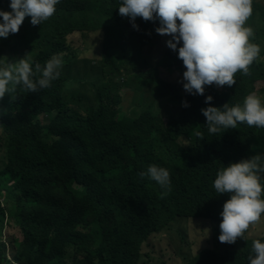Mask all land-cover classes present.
<instances>
[{
    "label": "trees",
    "instance_id": "16d2710c",
    "mask_svg": "<svg viewBox=\"0 0 264 264\" xmlns=\"http://www.w3.org/2000/svg\"><path fill=\"white\" fill-rule=\"evenodd\" d=\"M0 3L12 11L11 0ZM122 3L60 0L41 25L33 26L31 17L21 25L24 47L42 50L35 63L43 69L59 55L63 64L50 87L28 93L18 86L16 100L9 93L0 100V150L2 144L5 150L0 154V221L8 213L14 232L8 236L11 248L0 245V264H143L145 255L153 264L144 245L179 219H191L188 227L208 235L181 264H250L253 242L264 243V229L252 236L264 224V214L243 238L221 243L216 226L231 194H219L214 180L231 163L258 154L264 162V128L238 123L210 134L201 109L243 106L253 92L264 104V52L249 75L235 74L233 86L206 85L204 95L189 94L163 72L186 71L178 57L182 42L176 51L166 45L151 51L165 37L155 31L159 20L139 17V30L130 29L119 15ZM76 33L82 40L98 34L117 47L113 60L96 71L104 80L97 87L72 79L75 65L86 61L83 50H90L69 42ZM147 89L149 102L135 101L126 114L124 98ZM168 95L171 105L154 102ZM97 96L93 107L88 101ZM207 96L213 97L210 105ZM184 101L190 106L183 107ZM150 165L169 171L168 195L162 196L165 189L156 181L140 177ZM107 173L112 178L104 177ZM258 175L264 186V172ZM193 221L205 226L199 230Z\"/></svg>",
    "mask_w": 264,
    "mask_h": 264
},
{
    "label": "clouds",
    "instance_id": "9594fccd",
    "mask_svg": "<svg viewBox=\"0 0 264 264\" xmlns=\"http://www.w3.org/2000/svg\"><path fill=\"white\" fill-rule=\"evenodd\" d=\"M59 2L60 0H11L12 11L8 10L9 12L0 3V7L4 10H0V17L3 18V22L0 23V37L14 39L15 45L19 48L23 47L29 54L37 53L28 61L26 58L16 57L19 55L16 46L9 48L12 54L0 52V100L6 93L11 94L12 100H16L18 96L15 93L18 86L23 92H39L50 87L51 82L60 76L63 61L59 55L49 59L42 69L40 63H35L42 50L27 49L19 41L23 33L21 25L24 24L26 17H31L33 26L41 25L55 14ZM118 9L119 15L124 17L125 21L130 18L132 24L125 22L130 29L133 26L139 30V26L135 23L137 17L146 22L159 20L160 26L155 31L160 35H169L172 39L165 40L163 37V41L151 51L156 53L159 46L165 45L176 51L177 46L182 42V46L178 48V57L183 61L186 71L184 73L179 71L174 75L166 69H163V72L165 77H171V81L177 80L183 91L192 95H204L206 85L207 87L213 84L218 87L233 86L236 84L235 74L242 72L244 75H249L251 65L259 58L261 52L260 46L251 42L254 37L253 28L246 24L253 22L258 15L264 25V0H123ZM24 26L27 27V21ZM101 42L100 59L97 61L91 59L96 63L97 69L94 68L90 79L80 80L77 75H73L72 79L96 87V84L99 86L104 82L96 71L102 69L103 64L113 60L117 47L107 45L103 38ZM148 52L145 51L143 55L141 53L142 58ZM15 58L16 65L1 66V63L8 64L9 60ZM160 61L157 64L158 69ZM152 64L156 65V62ZM36 74L41 75L34 79ZM122 78L125 77L119 79ZM87 83L82 86L76 84L84 88ZM126 91V87L122 88V94ZM149 92V89L143 91V99L146 102L150 100ZM170 98L171 95H168L154 102L163 103L165 107L173 103ZM212 100V96H207L205 103L210 105ZM89 102L96 107L98 96ZM182 106L187 108L190 105L184 101ZM201 112L206 117V126L210 134L235 129L238 123L264 128V104L255 92L246 96L243 106L237 104L229 107L227 103L223 106V110L209 106L201 109ZM196 135L202 134L197 132ZM261 172H264V162L259 154L238 163H231L218 172L214 180L215 190L219 194H231V198L224 203L223 211L220 213L221 243L234 244L238 238L244 237L251 226L260 222L264 214V199L261 198L264 194V186L258 175ZM139 175L141 178L147 177L156 181L162 189H165L162 196L168 195L171 191L170 173L166 168L150 165ZM1 202L3 206L6 205L5 199L2 198ZM5 217L9 220L8 213ZM8 236L9 234L5 236L6 240L0 237V245L6 243L8 248H11ZM252 251L254 256H249L250 264H264V243L259 239L255 240ZM8 256L11 258L9 254Z\"/></svg>",
    "mask_w": 264,
    "mask_h": 264
},
{
    "label": "rangeland",
    "instance_id": "374dc122",
    "mask_svg": "<svg viewBox=\"0 0 264 264\" xmlns=\"http://www.w3.org/2000/svg\"><path fill=\"white\" fill-rule=\"evenodd\" d=\"M0 10H3L2 7H0ZM7 12L9 11L7 10ZM138 19L139 17H137L135 23L138 22ZM2 22L3 18L0 17V23ZM126 22L132 24L130 22V18H127ZM246 26H250L253 28L254 37L252 38L251 42L260 46V55H262L264 52V25L262 19L257 15L254 18V21L251 23L247 22ZM169 37V35H165L164 39H169ZM69 42H73L75 45H79L80 47L82 46L81 50L85 49L87 46L90 47V50L88 51L83 50V56L87 58L85 59L86 61L79 62L77 63V65H75L76 67H74V72L80 80H85L86 78L90 79V75L94 71V68L96 66V63L92 60L97 61L98 59H100L102 44L101 37L98 34H92L87 39L82 40L81 36L77 35L76 33L69 37ZM12 46H16V48H18L19 50V55H16V57L20 56L21 58H26L28 61L37 54L36 52L29 54L23 47L19 48L17 45H15L14 39L10 37H0V52L11 53L12 51H9V48ZM16 64L17 60L15 58L9 60L8 64L1 63V66H13ZM134 94L132 95V98L130 94L128 95V98H124L125 101L123 102L122 106L126 114L130 113L131 106H134V102L142 99L144 96L143 94L140 95V92H135ZM4 152V145L2 144L0 154ZM188 220L191 219L175 220L162 233L152 236L144 245L145 253H151L150 257L155 260L153 264H181L188 262L191 257H193V252H196L198 250L201 240L203 238H206L208 235L200 231H195L192 227H188V225H190ZM7 221L8 218L6 217L3 219V221H0V237H4L5 240L6 235L10 233L14 234L11 228L7 226ZM193 226L200 230L205 226V224H202V222L200 221H193ZM218 227L219 226H216L217 231H220ZM263 229L264 224L252 236L259 235ZM144 260L147 263L143 264H149L148 257H146V255L144 257Z\"/></svg>",
    "mask_w": 264,
    "mask_h": 264
}]
</instances>
